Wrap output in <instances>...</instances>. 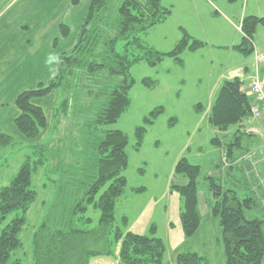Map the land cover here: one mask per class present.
<instances>
[{
    "label": "trees",
    "instance_id": "trees-1",
    "mask_svg": "<svg viewBox=\"0 0 264 264\" xmlns=\"http://www.w3.org/2000/svg\"><path fill=\"white\" fill-rule=\"evenodd\" d=\"M171 13V9L163 6V0H92L77 43L60 57L54 79L48 85H40L18 96L19 115L15 126L25 140L34 144L29 146L30 154L10 184L0 190V224L14 214L0 233V264H23L14 259L13 254L24 247L21 235L29 209L38 199L33 177L39 170L46 173L44 168L48 161L58 157L44 146L45 142L35 143L48 128V119L43 108L33 101L58 93L53 112L56 133L71 113L78 115V121L84 113L86 116L91 114L96 127L116 123L131 105L130 92L135 82L130 70L135 64L146 63L154 68L166 58L182 63L184 51L202 45L185 32L169 53H160L142 43L140 35L165 23ZM258 27L264 28V17L247 16L242 22L244 39L237 49L246 57L254 53L253 41ZM61 34H68L66 27H61ZM143 85L152 88L154 83L144 79ZM251 102L239 78L225 82L212 107L210 125L221 132L239 127L251 116ZM163 112V108L151 112L145 118L144 126L136 130V151L143 146L147 128ZM175 123L173 120L172 125ZM246 138L247 135L238 128L226 142L212 140L213 145L225 149L222 175L214 171L206 177L214 199L211 213L222 229L225 264H264L263 222L247 216V211L257 206L258 199L250 187L246 186L247 189L238 183L234 175L238 170H234V163L248 152ZM14 144L13 138L0 135V146ZM128 146V136L123 132L103 133L95 151L97 158L89 173L83 176L86 179L79 181L86 185L79 189L73 187L81 192V199L67 206L56 200L63 208L55 210L56 217L61 215V219L51 221L48 217L37 227L32 241L31 264H89L93 257L114 255L113 249L117 246L119 264H163L167 248L157 237L155 226L150 227L147 235L134 234L127 230L128 218H119L116 213L118 200L128 187L124 176L129 167ZM175 175L186 181L183 185L173 184L172 189L181 199L180 221L184 234L192 238L202 222L198 204L201 168L183 158L175 167ZM239 188H246L248 192L242 193ZM143 191V188L131 190L136 194ZM90 211L99 213L96 223L88 215ZM177 264L208 263L197 253L182 251Z\"/></svg>",
    "mask_w": 264,
    "mask_h": 264
},
{
    "label": "rangeland",
    "instance_id": "rangeland-1",
    "mask_svg": "<svg viewBox=\"0 0 264 264\" xmlns=\"http://www.w3.org/2000/svg\"><path fill=\"white\" fill-rule=\"evenodd\" d=\"M262 2L263 14H259V17H264V0ZM257 4L255 0H250L248 9ZM228 6L229 3H225V0L218 1L217 7L228 14L241 9L238 6ZM226 33L227 39H230L229 30ZM149 36L141 34L140 39L145 46L151 47L149 43L155 35L151 33ZM209 59L208 55L187 59L185 69L176 68L172 59H166L167 63L156 69L146 63L135 64L130 70L131 79L135 82L130 92L131 105L116 123L96 127L91 114L86 116L84 113L78 121V115L71 113L67 122L63 121L61 124L58 133H51L41 141L58 157H51L44 168L46 173L39 170L33 177L38 199L29 209L27 224L21 235L24 247L13 254L14 259L23 261V264H31L32 241L37 227L45 218L50 217L51 221L61 219V215L56 217L58 213L55 214V210L63 208L57 205L56 200L67 206L81 199V192L73 187L79 189L86 185L79 181L86 179L83 176L89 173L97 158L95 151L103 133L121 131L129 139L126 150L129 167L124 172L128 187L118 200L116 213L119 218H128L127 230L147 235L154 225L157 237L165 242L168 252L179 247L183 252H193L205 257L208 264H225L222 229L218 220L212 219L210 222L204 218V225L201 223L197 234L187 238L180 221L181 199L172 189L173 184L186 183L185 179L175 175V167L181 159L186 158L191 164L199 166V208L204 213L203 201L206 202L210 197L206 177L214 171L222 175L225 167V149L213 146L211 141L218 136H215L213 127L205 119L208 103L205 93L213 85L220 68H212ZM144 79H150L155 87L143 85ZM198 103L204 106V110L197 111ZM158 108H163L164 112L151 127H146L143 146L140 151H136V130L144 126L145 118ZM173 120L176 121L174 125ZM14 141L12 146H0V190L10 184L30 154L29 146L34 144L30 141H26L28 145L16 139ZM252 178H259L258 172H252ZM140 188L144 189L142 193L131 192L132 189ZM71 191L74 192L65 195ZM257 199V206L247 211V216L262 221L264 228V201L259 196ZM53 200L55 202L51 204ZM88 215L95 223L99 219L98 212L90 211ZM13 217L14 214L10 215L5 223L0 224V233ZM113 250L114 255L93 257L89 264H119V246Z\"/></svg>",
    "mask_w": 264,
    "mask_h": 264
},
{
    "label": "crops",
    "instance_id": "crops-1",
    "mask_svg": "<svg viewBox=\"0 0 264 264\" xmlns=\"http://www.w3.org/2000/svg\"><path fill=\"white\" fill-rule=\"evenodd\" d=\"M218 1L163 0V6L172 11L170 18L143 33L148 38L151 33L155 35L151 38L149 46L160 53L173 51L184 32L192 40L202 44L195 50L184 51L181 54L182 63L166 58L172 59L176 68L185 69L187 59H198L204 55L210 57L212 68L220 67L213 85L205 93L208 99L205 119L208 123L212 107L225 82L239 78L244 92L251 98V78L258 76L264 81V66H258L254 60L255 51H264V28L257 29L252 56L246 57L237 49L244 39V18L247 14L258 17L263 14L262 0H255L258 4L251 9H248L250 0H225V3H229L228 7L241 8L230 14L217 7ZM91 2L92 0H0V135L27 144L28 141L15 126L19 115L16 100L20 94L34 90L40 85H48L54 79L60 57L72 50L77 43ZM61 27L67 28L66 36H62ZM226 30L231 33L230 39H227ZM166 59L154 69L167 63ZM57 98L58 93L53 92L33 101L35 105L43 108L48 119V128L35 143H40L48 134L56 132L53 112ZM196 107L198 112L204 110L201 103ZM238 128L247 135L245 146L248 152L233 165L234 170L238 169L234 171L235 179L243 186L250 187L251 192L257 194L256 198L259 196L260 200L264 201V116L255 118L251 115L239 127H233L226 132L213 128L215 136H218L215 139L226 142ZM197 131L199 132V129ZM255 171L259 175L257 179L252 178V172ZM246 188L239 189L246 194L249 189ZM208 193L210 197L208 196L207 201L202 200L204 213L199 208L203 225L204 218L210 222L214 219L211 213L214 199L209 191ZM198 204L201 206L199 194ZM181 252L182 248L179 247L167 251L163 264H177Z\"/></svg>",
    "mask_w": 264,
    "mask_h": 264
},
{
    "label": "built area",
    "instance_id": "built-area-1",
    "mask_svg": "<svg viewBox=\"0 0 264 264\" xmlns=\"http://www.w3.org/2000/svg\"><path fill=\"white\" fill-rule=\"evenodd\" d=\"M254 60L258 66H264V51H255ZM251 94V115L255 118L264 116V81L260 77L251 78L249 83Z\"/></svg>",
    "mask_w": 264,
    "mask_h": 264
}]
</instances>
